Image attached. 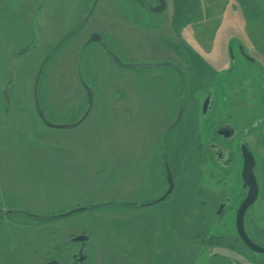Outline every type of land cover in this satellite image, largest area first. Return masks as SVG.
Segmentation results:
<instances>
[{"label": "rangeland", "instance_id": "1", "mask_svg": "<svg viewBox=\"0 0 264 264\" xmlns=\"http://www.w3.org/2000/svg\"><path fill=\"white\" fill-rule=\"evenodd\" d=\"M127 1L97 0L83 27L51 52L38 83L48 119L73 121L86 107L75 61L93 91L86 117L58 128L46 125L35 107V73L47 48L87 13L92 0H0V207L23 211L10 213V221L0 213V236L9 234V240H0V254L11 253L0 255L1 264H39L48 255L70 264L77 245L69 239L81 233L90 240L88 257L78 264H231L227 255L249 264L254 258L233 237L234 202L215 215L221 175L202 159L208 135L203 117L193 119L201 94L190 88L184 49L190 46L216 62L227 43L236 47L243 41L255 62L238 55L235 69H228L231 58V66L225 62L197 77L202 86L214 85L208 117L221 112L235 120V111L243 115L252 109L251 100L261 115L264 101L256 84L264 78V0H168L179 14L177 28L198 23L175 40L167 12L166 25L155 31L127 26L117 15L119 7L126 11ZM98 30L110 32L122 61L140 65L115 62L94 41L80 58L82 41ZM159 61L179 64L185 80L184 115L163 148L161 133L177 111L183 83L167 65L144 64ZM239 78L244 85L236 88ZM250 113L246 117L256 115ZM238 120L242 127L247 122L244 116ZM251 132L264 135V123ZM170 142L178 150L175 164ZM163 150L173 173L170 193L145 206L123 204L153 201L167 189ZM95 203L102 205L45 218ZM247 222L246 217L248 228ZM256 236L264 244V235Z\"/></svg>", "mask_w": 264, "mask_h": 264}, {"label": "flooded vegetation", "instance_id": "2", "mask_svg": "<svg viewBox=\"0 0 264 264\" xmlns=\"http://www.w3.org/2000/svg\"><path fill=\"white\" fill-rule=\"evenodd\" d=\"M157 4H158V0H129L125 3L126 11H124L122 8L119 7L120 10L117 12V15L120 17V20L125 21L127 26H131L132 28L140 29L141 31H144V32H149V31H153V30L155 31L156 29L160 28V26L166 25L163 22L164 20L162 19V16H163L164 12H167L166 13L168 16L167 17V21H168L167 25L170 27V31H171L172 36H174V40H175V38H177L179 36L178 32H189L192 30L193 27L197 26L198 23L192 24V23L188 22L186 24L180 23L181 28L180 29L177 28L178 25L176 23V20L178 18H176V17L179 16V14L177 13V11L175 9L169 7L168 0H165V6L161 10L154 8ZM81 18H79L78 21H76V23H74L70 27V29L72 27H74L80 21ZM86 20H87V18L80 24V26L74 32L70 33L67 37L74 34L79 28H82L83 24L86 22ZM201 21H203V20H201ZM197 22H198V20H197ZM70 29H68L67 31H69ZM101 31H103V30H101ZM101 31H99V30L98 31H92V32L100 33L101 38H102L101 39L102 42L98 41V40H95L94 42H96L99 45L98 47H101V49H103V51H105V53H107V55L109 57H111V59H113V57L110 55V53L107 50V48H108L113 53H115L111 43L109 42L112 39L111 34L109 31H104L106 34L101 32ZM92 32H89L88 35L85 37V39L82 41L81 48L83 47V44L85 43L86 39L88 38V36ZM64 34H62V35H64ZM58 39H56L53 43H55ZM64 40H62V41H64ZM179 41L182 42L181 40H179ZM242 42H239V45H237L236 47L233 46L232 43H227L226 47L224 48L225 50L223 52V55L220 54L219 59L217 58L216 62L208 60L207 54H204L207 57V59H205L206 57L201 55L200 51H195L192 49V47L188 46L187 48L184 49V52L187 53V56L185 55V59L187 60L186 61L187 64L185 63V65H188L187 67H189L191 70V72L189 70L188 73L191 74V75H189V78H191V81H192L191 87H190L192 92L193 91L194 92L200 91V94H201V99L198 103L197 108H195L193 119L196 120V123H197L198 119L203 117V121L205 122V130H206L207 135H208L204 144L201 145V148H202L201 152H202V155L204 156L202 159L205 161V163H208L210 165L209 166L210 168H213L217 173H219L221 175V177L217 178V184H218L217 192L219 194V197H218V203H217L215 215L217 217H219V215H221L228 206H232V203L234 202V213H233L234 226H233V233H232L233 237H235L236 241H239L245 248H247L248 250L251 251V254L254 255L253 260H251V262L249 264H264V253H258V252H255V251L249 249L242 242L240 235L238 234L237 228H236V218H237V213H238L239 207H240L241 203L244 201V199L246 198L249 190L253 186L252 176L250 175V173H248V170L244 169V164H245V159H246V157L244 156V153H245V150H247L253 159V164L251 166V170H252V174H253L255 185H256V196H255L254 200L244 209V212L242 215L243 228H244L246 235L249 237L250 240H252L254 243H256L258 245L264 246V244H260L257 241V236H256L257 234H259L261 236L264 235V231H262L264 229L261 230L257 224L258 222L261 224H264V139H261L262 136H264V135L259 136L256 133L251 132L252 128H254L255 126H259L262 123H264V113H261V115H258L256 113L257 107L255 108V105L253 104V101L251 100L249 105H251L252 109L249 110L248 113L244 112L243 115H241V113H239V111H235V120L233 118L229 119L226 116L223 117L221 112H218L217 114H215L212 117H208L210 115L209 113H212L213 112L212 110L214 108V95H215L214 85L210 84L209 82H205V86H202L201 84H199L200 83L199 78L197 77L198 75L212 74V71L218 69L219 67L222 68L223 65L225 64V62H229V66H231L230 65L231 64L230 63L231 58L234 61H232L231 68H228V69H235L237 66V62H236L235 58H236V56L238 57V55L241 58L243 57V59H245L246 61L255 62L256 60L251 61L250 59L245 58L244 54L248 55L250 57L252 56V58L254 57V59H258L257 57H255V55L248 52V49L243 46ZM90 43H92V41ZM50 47L51 46H49L47 48L46 53ZM168 47L170 50H172L171 45ZM159 62H162V61H159ZM169 63H171V62H169ZM172 64H175L178 67V69L174 68L172 65H169V64H162V65H167V66L171 67L174 71H176L179 74V77H180V75H182V77H183L184 74H183L179 64H176L175 62H172ZM75 75H77V77L79 75V70L77 67V61H75ZM183 80H184V77H183ZM208 80L210 81L211 78L208 77ZM78 81H79V79H78ZM180 82H181V77H180ZM243 82H244V80L241 81V79L239 78L238 82L236 84V88L238 86H240L241 84H243ZM79 83H80V81H79ZM184 85H185V80H184ZM256 85H257V88L260 92L259 94H260L261 100L264 101V78L259 79V82ZM249 86H250V83H249ZM233 88H234V86H233ZM195 93H198V92H195ZM85 96H86V91H85ZM206 96H209L210 100H209V103L206 105L205 110L203 111L202 103H203V100ZM225 101H228L227 98ZM179 103H180V101H179ZM231 106L232 105H230V107ZM178 107H179V105H178ZM177 111H178V108H177ZM177 111L174 113L173 117L170 118L166 122L165 127L162 130L161 137H160L161 148H163V146H164V143H165V140L167 138L169 130L174 125L168 129L167 134L164 138V141L162 142V137H163L164 131H165L166 127L175 119V117L177 115ZM223 111L224 110H222V112ZM250 112L256 113V115L246 117V115L251 114ZM262 112H264V111H262ZM226 113H228V112H226ZM183 115H184V104H183V110H182L181 116H180V118L176 124L179 123V121L182 119ZM243 116H244V120L247 122L242 127L239 125L240 121L238 120V118L242 119ZM77 117L74 118L73 120L77 119ZM196 139L197 138H195V140ZM190 140H192V139H190ZM196 145L198 146V142L196 143ZM171 146H172V142H170V148H169L170 153H172V151L175 150V149H173L174 147H171ZM177 151L178 150L174 151L172 158H171L173 160L174 164L176 163V161H178V155H177L178 152ZM166 154L167 153L163 150L162 163H163L165 178H166V174H165L164 160H166V162L169 166V169L172 173L171 166H170V163H169V160H168V157ZM249 160H250V157H249ZM172 179H173V173H172ZM225 179H226V181H225ZM167 186H168V184H167ZM173 186H174V181H173ZM0 208L3 209L2 207H0ZM9 209H11V208H9ZM7 210L8 209H3L1 212H3V211L7 212ZM246 217L250 221L249 223L247 222L249 224L248 228L246 227V224H245ZM250 227H251V230L249 229ZM261 228H264V226H262ZM212 238L214 239L213 236H211V239ZM208 239H210V238H208ZM73 244L74 245L76 244L77 248L70 255V259H69L70 264L72 261V255L76 251H78L79 248L81 247L80 242H75ZM229 245H231V244H229ZM62 254H63V251L60 254V256H62ZM226 258L228 259V261L231 264H238V262H236V260L232 256L227 255ZM49 259H56L58 264H62V261H63V260H61V257L60 258L59 257L53 258V257H49V255H48V256H45L44 258H42L40 260L39 264H42L43 262H46ZM76 264H78V263H76Z\"/></svg>", "mask_w": 264, "mask_h": 264}, {"label": "water", "instance_id": "3", "mask_svg": "<svg viewBox=\"0 0 264 264\" xmlns=\"http://www.w3.org/2000/svg\"><path fill=\"white\" fill-rule=\"evenodd\" d=\"M96 3V0H92L91 5L87 11V13L85 15L82 16V18L80 19V21L74 26L72 27L69 31H67L64 35H62L55 43H53L51 45V47L49 48V50L47 51V53L45 54L44 58L42 59V61L39 64V67L37 69V72L35 74L34 77V81H33V100H34V104L35 107L38 111V114L41 118V120L48 126H52V127H70V126H75L78 123H80L88 114L91 105H92V99H93V92L91 87L85 82V80L83 79L80 71H79V75H78V79L81 83V85L84 87L85 91H86V107L83 110V112L77 117V119L73 120V121H69V122H55L52 121L50 119H48V117L44 114L41 104H40V100H39V94H38V83H39V79L41 77V73L42 70L51 54V52L53 51V49L62 41L64 40L70 33L74 32L79 26L80 24L89 16V14L91 13L94 5ZM165 6V0H158V4L154 7L155 9L161 10L163 9ZM153 8V7H152ZM101 34L98 32H92L88 38L86 39L85 43L83 44V47L81 49L80 52V58L83 54V50L85 49V47L91 42V41H101ZM108 52L110 53V55L113 57V59L121 64L124 65L126 67H133V66H139L140 64H133V63H128V62H124L122 61L115 53H113L111 50H109L107 48ZM245 58L250 59L251 61H255L254 58L245 55ZM145 65H152V64H169L172 65L174 68L178 69V67L175 64L169 63L167 61H162V62H155V63H144ZM181 77V82L183 83V87H182V94L180 95V103H179V107H178V111H177V115L175 117V119L166 127L163 137H162V142L164 141V138L167 134V131L169 128H171L173 125H175L182 113L183 110V104H184V99H185V88H184V80L182 75H180ZM4 95L6 97V101L8 102V96L6 94V90L4 89ZM209 96H206L203 100L202 103V109L203 111L205 110L206 105L209 103ZM244 156L246 157L245 159V164H244V169L248 170V173H250V175L252 176L253 179V186L252 188L249 190L246 198L244 199V201L241 203L238 213H237V218H236V228H237V232L240 235V238L242 240V242L251 250L258 252V253H264V246L258 245L256 243H254L252 240L249 239V237L246 235L244 228H243V219H242V215L244 212V209L254 200L255 196H256V185H255V181H254V177L252 174V170H251V166L253 164V159L252 156L250 155V153L245 150ZM250 160H249V157ZM164 165H165V174H166V181H167V189L162 193L161 196H159L157 199L153 200V201H147V202H140V203H134V202H129V203H123V204H127V205H132V206H145V205H149L152 203H156L160 200H162L163 198L166 197V195L171 191L172 187H173V179H172V173L169 169V166L166 162V160H164ZM102 205V203H95V204H87L84 206H78L75 208H72L68 211L59 213V214H54V215H49L47 217H45L46 219H51V218H55V217H60V216H65L74 212H78V211H82V210H86L89 209L93 206H100ZM3 209L0 208V212ZM8 213L11 212H22V210L20 209H8L7 210ZM25 213V212H24ZM29 214V213H26ZM35 216V215H32ZM35 217H39V216H35ZM41 218H44L43 216H40ZM90 240V237L87 234L81 233L78 235H74L69 239L70 243H75V242H80L81 243V247L79 248L78 251H76L73 255H72V261L71 264H76V263H83L87 256H88V248H87V243ZM42 264H58V262L56 261V259H49L46 262H43Z\"/></svg>", "mask_w": 264, "mask_h": 264}, {"label": "crops", "instance_id": "4", "mask_svg": "<svg viewBox=\"0 0 264 264\" xmlns=\"http://www.w3.org/2000/svg\"><path fill=\"white\" fill-rule=\"evenodd\" d=\"M2 208L3 209H9L10 207L9 206H2ZM0 213H2L3 215L1 216V217H6V221H10L9 220V214L10 213H8V212H6V211H3V212H0ZM12 213V212H11ZM4 220V219H3ZM0 240H9V234H4V235H1L0 236ZM11 253H10V251H6V250H4L3 251V253H1L0 255L2 256H5V257H9V255H10ZM22 256H24V255H22ZM31 259V258H30ZM1 264V263H0Z\"/></svg>", "mask_w": 264, "mask_h": 264}, {"label": "trees", "instance_id": "5", "mask_svg": "<svg viewBox=\"0 0 264 264\" xmlns=\"http://www.w3.org/2000/svg\"><path fill=\"white\" fill-rule=\"evenodd\" d=\"M27 50H29V47H28V48H26V49H24V52H25V51H27Z\"/></svg>", "mask_w": 264, "mask_h": 264}]
</instances>
